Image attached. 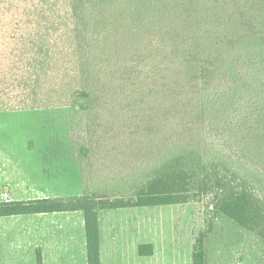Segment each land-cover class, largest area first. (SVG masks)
<instances>
[{"label":"trees","instance_id":"trees-1","mask_svg":"<svg viewBox=\"0 0 264 264\" xmlns=\"http://www.w3.org/2000/svg\"><path fill=\"white\" fill-rule=\"evenodd\" d=\"M0 60V111L75 106L84 130L83 193L3 200L0 216L82 211L88 264H100L104 209L206 201L208 225L224 215L264 239V169L207 140L218 128L201 107L210 90L256 92L263 131L264 0H0ZM148 120L160 135L172 126L156 155L172 154L122 194L125 170L106 174L93 155L107 134L150 130ZM207 233L195 237L193 264H207Z\"/></svg>","mask_w":264,"mask_h":264},{"label":"rangeland","instance_id":"rangeland-1","mask_svg":"<svg viewBox=\"0 0 264 264\" xmlns=\"http://www.w3.org/2000/svg\"><path fill=\"white\" fill-rule=\"evenodd\" d=\"M254 36L244 46L259 43L256 35ZM242 74L248 76L249 72L243 70ZM214 92H203L206 100L201 103L208 117L206 124L211 120L218 128L211 135L206 134V139L215 141L224 151L247 154L249 163L264 169V126L262 132L254 127L258 122L259 109L256 92H244L236 97L225 94L222 90L217 95ZM245 107H249L250 111L247 120L243 116ZM103 116L108 117V114L105 112ZM119 123L122 120L114 124L116 128ZM148 125L153 128L148 130L134 126L135 134L127 131L122 136H114L115 138L107 134L103 139L106 143L100 149V156L93 155V166L97 165L106 174L108 166L125 170L124 177L128 180V185L120 188L122 194L132 195L136 186L172 154L166 151L156 155L160 144L169 140L172 126L160 135L156 122L148 120ZM83 134L81 116L75 106L0 111V160L7 158L9 161L4 165H7L5 173L8 172L7 182L11 188L17 190L28 185L32 189L30 194L39 197L82 194L83 175L79 147L83 143L80 138ZM122 149L125 152L117 154L116 151ZM97 173L99 174L98 171ZM9 184H4V189L0 188V201L21 197V194L7 191ZM37 184L42 190L35 192ZM205 207L206 201H192L122 209L119 210L121 215L117 217L116 214H103L104 234L108 235L111 224L118 223V230L136 233L141 243H152L153 248L157 249L156 262L151 264H193L195 237L206 229L207 264H264V239L241 228L224 215H217L213 223L208 225L210 216L206 214ZM26 217L20 218L21 223L28 220ZM18 226L17 229H22V225ZM11 234L13 236L17 232ZM4 238L3 232L0 237L3 257H14V248L23 247V241L10 242L9 236Z\"/></svg>","mask_w":264,"mask_h":264},{"label":"crops","instance_id":"crops-1","mask_svg":"<svg viewBox=\"0 0 264 264\" xmlns=\"http://www.w3.org/2000/svg\"><path fill=\"white\" fill-rule=\"evenodd\" d=\"M7 161V158L0 160L1 189H4V184H9L7 182L8 172L5 173L7 165H4ZM7 188L9 193L11 191L21 194V197L7 200L41 198L30 194L32 189H29L28 185L17 190L16 188L12 189L11 185ZM35 190L38 192L42 188L37 184ZM130 208L135 207L99 211L100 264H151L156 262L157 249L153 248L152 243H141L138 240L139 235L136 236V233L118 230V223L111 224L108 235L104 234L103 214L108 216L116 214L115 217H117L121 215L119 210ZM23 216H27L28 220L21 223L20 218ZM19 224L22 225L21 230L17 229ZM15 231L17 234L12 236L11 233ZM3 232L4 239L9 236L10 242L22 240L23 247L14 248V257L7 258L3 257L0 247V264H88L87 236L82 211L0 216V237ZM140 245H151L152 253L148 252L151 250L150 247H145L144 251L146 252L142 254Z\"/></svg>","mask_w":264,"mask_h":264}]
</instances>
